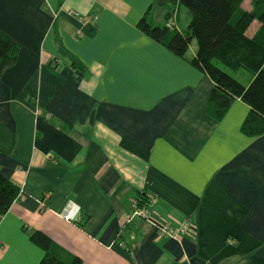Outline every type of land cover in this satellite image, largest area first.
Masks as SVG:
<instances>
[{"label":"crops","instance_id":"0c3cea01","mask_svg":"<svg viewBox=\"0 0 264 264\" xmlns=\"http://www.w3.org/2000/svg\"><path fill=\"white\" fill-rule=\"evenodd\" d=\"M145 14L190 23L178 0H0L18 47L0 78V175L19 187L0 216V264L39 263L32 231L81 264H264V133L240 132L239 99L212 119L197 47L174 55L137 29ZM140 199L156 223L189 230L174 240L127 222Z\"/></svg>","mask_w":264,"mask_h":264},{"label":"trees","instance_id":"16d2710c","mask_svg":"<svg viewBox=\"0 0 264 264\" xmlns=\"http://www.w3.org/2000/svg\"><path fill=\"white\" fill-rule=\"evenodd\" d=\"M243 1L178 0L190 16L185 32L176 27L152 26L146 14L136 27L178 57L186 56L194 39L197 49L190 63L213 82L206 102L207 114L220 121L230 104L241 100L249 109L240 132L252 137L264 133V0H253L249 11L240 10ZM252 21L261 25L248 37L246 31ZM17 52V45L0 32V78L14 64ZM71 61L77 63L74 58ZM220 66L232 71L246 69L252 74L249 84L244 86ZM18 193L19 187L0 175V216L6 214ZM137 206L143 208L147 201L140 199ZM29 239L43 252L38 264H81L78 258L67 255L42 232L32 231Z\"/></svg>","mask_w":264,"mask_h":264},{"label":"built area","instance_id":"2783aa9c","mask_svg":"<svg viewBox=\"0 0 264 264\" xmlns=\"http://www.w3.org/2000/svg\"><path fill=\"white\" fill-rule=\"evenodd\" d=\"M167 27L175 28L176 25L173 20H170L167 23ZM79 215L80 208L73 203H68L61 213V217L68 222H75L78 219ZM133 218H140L142 220L147 221L151 225V227L155 229L158 236L171 238L174 240H180L190 228V225L187 223L181 224L177 227L158 224L154 220H152L147 208H139L137 206V202L132 203L131 212L127 218V222L131 221Z\"/></svg>","mask_w":264,"mask_h":264},{"label":"rangeland","instance_id":"374dc122","mask_svg":"<svg viewBox=\"0 0 264 264\" xmlns=\"http://www.w3.org/2000/svg\"><path fill=\"white\" fill-rule=\"evenodd\" d=\"M252 3H253V0H244L240 5V10L246 11L248 8L250 9L252 7ZM253 22L254 21H252V23L249 25V33L254 32L255 34L260 29L261 24L259 22L257 23H253ZM190 46L196 48V41L194 39L191 41Z\"/></svg>","mask_w":264,"mask_h":264}]
</instances>
